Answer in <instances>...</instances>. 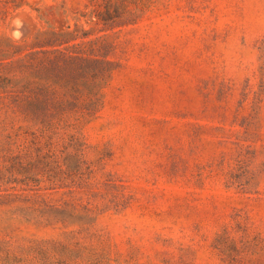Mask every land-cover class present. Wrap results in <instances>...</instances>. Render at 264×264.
<instances>
[{
	"label": "rangeland",
	"instance_id": "obj_1",
	"mask_svg": "<svg viewBox=\"0 0 264 264\" xmlns=\"http://www.w3.org/2000/svg\"><path fill=\"white\" fill-rule=\"evenodd\" d=\"M0 264H264V0H0Z\"/></svg>",
	"mask_w": 264,
	"mask_h": 264
},
{
	"label": "bare ground",
	"instance_id": "obj_2",
	"mask_svg": "<svg viewBox=\"0 0 264 264\" xmlns=\"http://www.w3.org/2000/svg\"><path fill=\"white\" fill-rule=\"evenodd\" d=\"M21 20H22V18H21ZM26 22V21H25ZM23 23V22H22ZM19 29V28H18ZM26 29H27V27H26ZM30 30V29H29ZM23 36V35H22ZM17 38V37H16Z\"/></svg>",
	"mask_w": 264,
	"mask_h": 264
}]
</instances>
